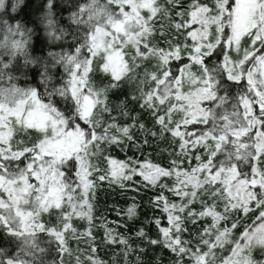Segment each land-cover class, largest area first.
<instances>
[{
	"label": "snow or ice",
	"instance_id": "6c2138e0",
	"mask_svg": "<svg viewBox=\"0 0 264 264\" xmlns=\"http://www.w3.org/2000/svg\"><path fill=\"white\" fill-rule=\"evenodd\" d=\"M24 5L0 0V235L16 244L0 264H49L53 244L51 264H108L102 245L144 264L145 244L264 264V0H41L17 19ZM105 183L155 192L154 237L119 231L135 197L124 223L97 217Z\"/></svg>",
	"mask_w": 264,
	"mask_h": 264
},
{
	"label": "trees",
	"instance_id": "16d2710c",
	"mask_svg": "<svg viewBox=\"0 0 264 264\" xmlns=\"http://www.w3.org/2000/svg\"><path fill=\"white\" fill-rule=\"evenodd\" d=\"M11 2V0H10ZM188 0H185V3H187ZM41 3V0H25V5L23 6V9L20 10L16 15L17 19H35V17L39 14L38 9L39 5ZM9 14L13 15L11 13V10L9 9ZM23 83V82H21ZM115 99V97H114ZM131 107V105H130ZM138 110V108H137ZM142 119L145 120L149 126L151 125L150 119L147 117V115H143ZM123 119L121 120V123H125ZM167 142H162L159 146L160 149L166 147ZM145 152L151 151L152 153V159L156 162H164L167 163V153L160 152V150L156 147H153L151 149L147 148V146L144 149ZM112 154L117 157L118 159H126L128 156H135L139 155V153L136 152V149L129 147L126 152L121 151L119 148L113 147ZM143 159V157H140ZM136 179H139V177H136ZM129 184L131 182H128ZM155 195V192L150 189H141L140 192H135L132 190H123L116 186L109 187L106 183L102 186V188L98 191L97 194V211L96 215L97 217H107L108 221H120L121 223H124L127 221L126 216H117L116 211L120 210L122 213L124 210H126L132 203L133 198L135 197V202L140 205L138 212H139V218L135 221H127L128 228H121L119 231L121 232H127L129 235L134 237L133 243H138V238H135V232L139 230L140 228H144V230L148 233L149 236H155L156 234V226L151 221L153 220L154 216H159L160 213L155 210L152 207L151 204V198ZM250 216H255V212L250 213ZM246 223L250 224L252 221L249 219L245 220ZM99 225V222H98ZM78 226L83 228V224L78 222ZM190 229H194V226L189 225ZM97 239L99 240L100 237L103 235V227L98 226L95 229ZM147 249L146 252L142 253V257L144 260V264H173V261L175 260V256L167 249L161 248L159 246H149L147 244L144 245ZM0 247L5 248L9 250V252H13L16 248V244L9 239L7 235H0ZM72 247H76V243L72 242ZM83 247V245H81ZM115 246H101V249L99 251V255L102 259L108 262V264H111V261L115 259L113 256V250ZM256 259L258 260H264V256L261 255L260 251L257 250L253 254ZM57 253L55 251V245H51V249L49 253L46 255L45 259L49 261V264H51V260L56 258ZM65 264H68V257L64 256ZM135 257H133V260Z\"/></svg>",
	"mask_w": 264,
	"mask_h": 264
}]
</instances>
